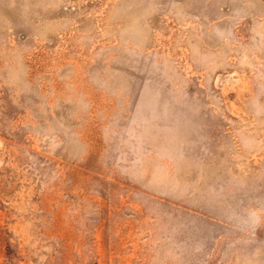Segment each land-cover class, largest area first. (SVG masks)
I'll return each instance as SVG.
<instances>
[{"label": "rangeland", "instance_id": "obj_1", "mask_svg": "<svg viewBox=\"0 0 264 264\" xmlns=\"http://www.w3.org/2000/svg\"><path fill=\"white\" fill-rule=\"evenodd\" d=\"M0 264H264V0H0Z\"/></svg>", "mask_w": 264, "mask_h": 264}]
</instances>
